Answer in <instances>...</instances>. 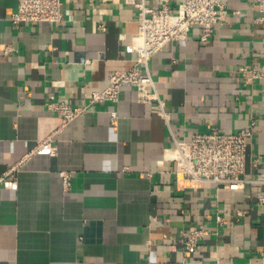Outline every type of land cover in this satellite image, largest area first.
I'll return each instance as SVG.
<instances>
[{
    "label": "crops",
    "instance_id": "obj_1",
    "mask_svg": "<svg viewBox=\"0 0 264 264\" xmlns=\"http://www.w3.org/2000/svg\"><path fill=\"white\" fill-rule=\"evenodd\" d=\"M249 1L225 0L207 41L195 25L152 57L167 117L158 102H138L136 88L123 87L118 102L95 103L57 133L49 95L82 104L110 71L132 67L137 11L121 1L62 0V22L15 25L18 0H0V175L22 161L1 191L0 264L260 261L264 204L254 180L264 170V76L248 77L264 66V23ZM252 121L244 187L188 180L165 156L173 137L235 132ZM55 132V142L37 148ZM64 171L72 173L66 192ZM196 227L210 233L186 254L182 231Z\"/></svg>",
    "mask_w": 264,
    "mask_h": 264
},
{
    "label": "built area",
    "instance_id": "obj_2",
    "mask_svg": "<svg viewBox=\"0 0 264 264\" xmlns=\"http://www.w3.org/2000/svg\"><path fill=\"white\" fill-rule=\"evenodd\" d=\"M132 6L137 11V32L127 46L129 51L136 53L135 63L128 69L112 70L107 77V85L103 89L87 93V99L82 104H72L64 99H58L54 93L48 97L47 106L61 119V127L66 126L79 115L86 113L95 103L118 102L123 87H135L137 101L141 103L158 102L161 114L168 113L164 109L156 80L151 74L149 63L153 56L165 50L172 41H185L195 25L201 27L199 39L207 41L213 34L215 25L221 23L226 15L225 0H159L158 7L149 5L150 0H113ZM249 7H256L261 12L258 22L264 23V0H250ZM10 20L13 24L28 22L60 23L64 20L62 0H18L17 10ZM105 29V26H102ZM9 47L7 48V50ZM246 71L245 68H242ZM264 76V66L260 69H250L249 79ZM30 95V91H28ZM118 113L111 111L112 120ZM256 121L242 127L238 131H223L212 127L210 131L191 132L181 138L173 137L172 145L165 150V156L173 162L178 176L196 182H214L230 189L244 187L247 180L243 177L246 169V153L253 137ZM53 133L39 140L37 148L51 145ZM57 147L50 146V153L56 154ZM22 161L12 165L0 175V201L3 185L16 178ZM255 182L262 188L257 192L256 199L264 204V170L258 173ZM72 184V173H62V186L66 192ZM217 221H222L217 216ZM210 233L206 227H196L183 230L180 245L186 254H191L198 248L201 240ZM247 264H251L248 262ZM257 264H264V249Z\"/></svg>",
    "mask_w": 264,
    "mask_h": 264
}]
</instances>
